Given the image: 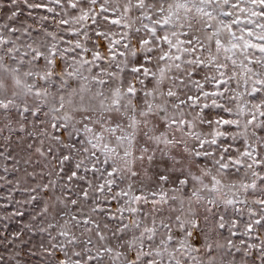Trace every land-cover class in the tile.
Instances as JSON below:
<instances>
[{
    "label": "snow or ice",
    "instance_id": "6c2138e0",
    "mask_svg": "<svg viewBox=\"0 0 264 264\" xmlns=\"http://www.w3.org/2000/svg\"><path fill=\"white\" fill-rule=\"evenodd\" d=\"M0 264H264V0H0Z\"/></svg>",
    "mask_w": 264,
    "mask_h": 264
}]
</instances>
